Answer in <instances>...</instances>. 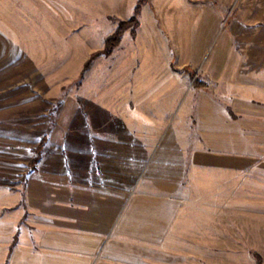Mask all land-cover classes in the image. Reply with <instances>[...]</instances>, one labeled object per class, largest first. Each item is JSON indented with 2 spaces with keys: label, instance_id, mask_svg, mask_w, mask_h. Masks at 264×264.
<instances>
[{
  "label": "crops",
  "instance_id": "crops-1",
  "mask_svg": "<svg viewBox=\"0 0 264 264\" xmlns=\"http://www.w3.org/2000/svg\"><path fill=\"white\" fill-rule=\"evenodd\" d=\"M180 3L169 20L170 50L137 72L170 75L151 83L159 89L151 101L164 96L167 105L116 106L118 119L97 110L86 140L72 138L67 152L51 134L47 145L58 150L43 153L24 186L0 187V264H159L160 250L174 253L160 247L164 240H191L173 231L190 208L191 176L232 184L264 175V24L250 32L237 18L221 24V9ZM171 48L175 65L197 69L208 87L178 105L176 122L163 114L175 111L181 91ZM187 246L178 253L191 255Z\"/></svg>",
  "mask_w": 264,
  "mask_h": 264
},
{
  "label": "rangeland",
  "instance_id": "rangeland-1",
  "mask_svg": "<svg viewBox=\"0 0 264 264\" xmlns=\"http://www.w3.org/2000/svg\"><path fill=\"white\" fill-rule=\"evenodd\" d=\"M181 1L0 0V187L24 186L43 153L58 150L47 145L51 134L53 139H64L62 152L69 150L72 138L85 141V122L97 119V110L107 119H118L116 106L167 105L164 96L152 102L150 93L159 90L158 85L152 88L153 80L163 83L170 75L137 72L145 65L150 70L154 61L163 59L165 48L170 50L169 20ZM188 2L221 9V24L236 23L237 18L239 23H250V32L264 24V0ZM133 16L137 19L134 32L125 30L109 55L90 59L104 48L118 23ZM171 50L175 83L181 91L175 111L163 114L176 122L183 118L178 105L193 103L196 91L208 87L197 69L175 65ZM150 113V109L142 111ZM170 130L169 126L163 129ZM43 137L46 142L32 165ZM257 165L264 167V160ZM203 178L213 180L204 183ZM233 178L238 181L221 184L215 177L191 176L190 208L172 228L189 234L191 240H164L160 247L174 253L164 255L167 250H160L159 264H264V175ZM202 195L209 200H198ZM186 246L191 255L179 254ZM198 248L206 254L193 255Z\"/></svg>",
  "mask_w": 264,
  "mask_h": 264
},
{
  "label": "trees",
  "instance_id": "trees-1",
  "mask_svg": "<svg viewBox=\"0 0 264 264\" xmlns=\"http://www.w3.org/2000/svg\"><path fill=\"white\" fill-rule=\"evenodd\" d=\"M136 26H137V19L135 16L131 17L129 20L120 21L118 23L116 29L109 36L106 37L104 48L99 53H94L90 59L97 56V54L109 55L112 52V50L118 45L124 31L130 28L132 30V32H134V29L136 28ZM45 142H46V139L43 137L40 140L39 145L37 147L36 157L31 162L32 165L39 159V156L41 154V151H42V148H43V145L45 144ZM15 241H16V239H14V241L10 247L9 252L12 250V247H13ZM257 258L260 259L258 257V255H257ZM258 264H259V261H258Z\"/></svg>",
  "mask_w": 264,
  "mask_h": 264
}]
</instances>
